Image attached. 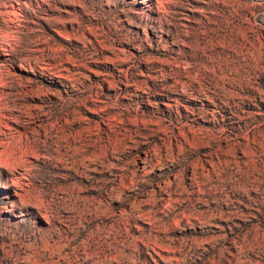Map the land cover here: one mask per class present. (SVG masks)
<instances>
[{
    "label": "rangeland",
    "instance_id": "374dc122",
    "mask_svg": "<svg viewBox=\"0 0 264 264\" xmlns=\"http://www.w3.org/2000/svg\"><path fill=\"white\" fill-rule=\"evenodd\" d=\"M226 2L234 16L213 34L212 0H0V264H11L6 253L34 264L40 249L53 264H264V188L217 200L198 184L209 172H237L210 156L214 137H239L250 146L244 160L264 148V64L252 47L262 42L264 52V0ZM239 28L254 37L249 44ZM221 35L235 63H197L199 39ZM12 84L33 90L31 111L65 118L93 157L55 162L74 179L59 180L48 206L37 202L50 193L46 159L35 155L16 175L4 163L11 139L22 137L9 111L20 99ZM194 172L201 178L190 180ZM185 187L198 211L184 208ZM78 195L99 202L58 200ZM63 212L76 218L69 228L57 220ZM79 219L105 226L88 261L79 260L87 232L69 245ZM52 224L54 243L43 239Z\"/></svg>",
    "mask_w": 264,
    "mask_h": 264
},
{
    "label": "bare ground",
    "instance_id": "6f19581e",
    "mask_svg": "<svg viewBox=\"0 0 264 264\" xmlns=\"http://www.w3.org/2000/svg\"><path fill=\"white\" fill-rule=\"evenodd\" d=\"M213 7L215 5H219L216 9V13L218 14L219 23H217L216 28L212 29V33L214 34L216 31L222 32L223 34L226 32L225 21L228 18L233 17L231 13L227 12V2L226 0H212ZM206 24H209V21ZM242 17L238 14V21L241 22ZM207 29H203L202 31H198L201 35L208 34ZM240 36L242 37L245 43H250L254 37H246L244 31L239 28ZM245 43L240 48L242 49L245 46ZM261 43H255L252 47L259 52L258 54V64H264V52H261L262 46ZM33 51V50H32ZM230 47L227 43V39L225 35H221L220 37H207L205 39H199V49L197 52H200L201 55L197 63L203 61L205 58H213L212 62L220 63V64H233L235 63L231 56H229ZM34 52V51H33ZM31 53V52H30ZM210 61H205L203 64L209 63ZM243 71V67L240 69ZM10 84V82H9ZM242 88V84L238 86ZM8 89V87H7ZM24 86L19 88L18 85L12 84L11 90L12 91H19L18 97V104L10 109V113L14 115L18 122L16 123V127L21 130L22 137L16 142L14 139H11L9 142L7 149L4 152V163L10 165L11 162L15 164L12 167V170L15 172L13 175L19 174V171H25L27 168H31L34 165L29 164L28 162L35 161V155L41 156V158L47 160L48 167L52 169L53 173H49L50 179L48 180L47 189L50 192L48 194V199L43 200L42 198H38V204H45L44 206H48L50 201H54L57 199L54 194H51L53 188H55L59 184V180L68 181L70 179H74L71 175L60 174L59 171L61 169L55 165V162H58L61 159L68 160L72 164H79L80 162L87 163L92 160L93 157L83 155V151L79 143L75 139V135L73 129L69 128L68 122L62 116L57 115L53 117V115L49 114H41L39 111L34 110L31 111L33 105L27 102V99L31 98L33 101L35 98L30 96L33 92L26 91ZM30 102V101H29ZM76 105V104H75ZM75 105H72L74 107ZM71 107V108H72ZM69 116V114H68ZM199 134L204 133L203 130L198 129ZM239 136V135H238ZM255 136V134H254ZM258 137V136H257ZM260 137V138H259ZM259 139L261 140V144L263 145V138L259 134ZM239 138V137H238ZM238 138L229 139L228 137L223 136H216L214 137L211 142V148L213 149L211 153V157L215 154L218 157V161H221L222 167H232L233 169H237V172L234 173H225L221 169L219 174L214 176L212 172H209V183L208 184H200V186L206 190H210L214 192V196L217 200H221L226 195L225 192L229 194H243L244 191L251 192L254 189H262L264 188V148H260L258 150H253L254 153L246 152V159L240 156V152L247 151L250 149V146H243V142H239ZM258 139V140H259ZM252 141V138H251ZM111 142V141H110ZM106 143H108L106 141ZM104 143L103 149L107 154H111L113 152L112 147L108 144ZM247 143V142H246ZM256 143V141H255ZM260 143V142H259ZM258 144V143H257ZM114 145V144H113ZM112 145V146H113ZM250 145V144H248ZM256 145V144H255ZM229 146V147H228ZM114 147V146H113ZM35 148L42 149L43 152L39 153L38 151L35 152ZM115 148V147H114ZM254 148V147H253ZM211 149V150H212ZM262 149V150H261ZM7 150V151H6ZM210 150V151H211ZM116 151V150H115ZM238 154V155H237ZM244 155V154H243ZM254 158H250V157ZM32 163V162H31ZM219 163V162H218ZM193 163L190 162L189 166H192ZM73 169L70 167L69 171ZM94 171V169L92 170ZM79 178L84 179L83 175H78ZM201 178L200 175L197 173H193L192 179H199ZM178 182V181H177ZM181 184V183H180ZM67 186H76V183H68ZM181 186V185H180ZM183 186V185H182ZM197 186L196 184L190 185L187 187H194ZM178 187V186H177ZM185 187V190L187 189ZM180 190V189H179ZM162 192V191H161ZM179 192V191H178ZM172 194V193H171ZM179 195V194H177ZM108 195H105V199ZM180 196H183L182 203L184 208L187 211H198L197 207L198 204L195 202L194 198L192 197V193H188L186 191H182ZM230 196V195H226ZM172 197V196H171ZM239 198V197H236ZM61 201H75V202H83L85 203L82 207L86 205H94L99 202L96 196H74L70 199L66 198H58ZM78 208L81 205H77ZM179 208V207H178ZM181 209V208H180ZM205 212H211V208L207 207L202 208ZM179 212V211H178ZM76 219L72 213L63 212L61 213L58 222L60 224H64L66 227L69 228L70 225L74 224ZM74 232L71 233V237L69 239V245H75L79 242V240L83 237L84 233L87 232V244L85 249L81 252L80 255H83L82 258H79L80 261H88L91 259V252L97 248L100 244L103 237V233L105 232V226L96 221L94 219H90L88 221L82 222L80 219L75 226ZM56 225L52 224V230L47 232L43 239L51 241L54 243V238L56 237ZM37 235H31L32 239L35 238ZM23 238V236H20ZM20 247V246H19ZM24 247V245H23ZM22 249L16 248L14 251ZM29 250H32L31 247ZM41 250V253H35L33 256L34 264H53V259L45 252V250ZM14 254L6 253L5 258L11 263L16 264L19 257L14 256Z\"/></svg>",
    "mask_w": 264,
    "mask_h": 264
}]
</instances>
